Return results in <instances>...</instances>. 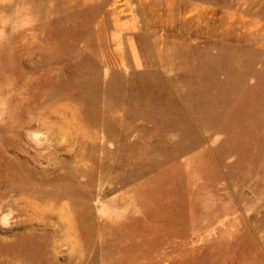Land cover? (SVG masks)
<instances>
[{"label":"rangeland","instance_id":"374dc122","mask_svg":"<svg viewBox=\"0 0 264 264\" xmlns=\"http://www.w3.org/2000/svg\"><path fill=\"white\" fill-rule=\"evenodd\" d=\"M168 260L264 264V0H0V264Z\"/></svg>","mask_w":264,"mask_h":264},{"label":"crops","instance_id":"0c3cea01","mask_svg":"<svg viewBox=\"0 0 264 264\" xmlns=\"http://www.w3.org/2000/svg\"><path fill=\"white\" fill-rule=\"evenodd\" d=\"M140 62V60L136 57V63L138 64ZM171 256V254H169V252H165V254H162L161 257H167L169 258ZM167 261V259H166ZM166 264H172L171 260H168V262H166Z\"/></svg>","mask_w":264,"mask_h":264}]
</instances>
